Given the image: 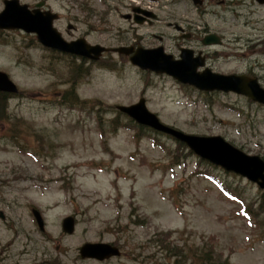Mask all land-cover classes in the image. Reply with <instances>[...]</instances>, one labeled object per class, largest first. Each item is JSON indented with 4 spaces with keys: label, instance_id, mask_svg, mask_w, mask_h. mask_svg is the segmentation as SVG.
Listing matches in <instances>:
<instances>
[{
    "label": "rangeland",
    "instance_id": "obj_1",
    "mask_svg": "<svg viewBox=\"0 0 264 264\" xmlns=\"http://www.w3.org/2000/svg\"><path fill=\"white\" fill-rule=\"evenodd\" d=\"M20 1L33 6L41 0ZM118 1L140 4L159 19L132 30L122 17L127 11L115 0H46L60 15L55 26L66 39L85 38L107 48L139 43L173 51L171 9L177 19L223 35L209 68L253 73L264 87V6L257 1L224 0L227 5L221 6L207 0L201 11L190 1L174 8L150 0ZM229 2L247 7L229 10ZM30 40L19 31L0 33V71L20 90L9 103V118L0 120V209L7 217L0 219V254L5 264H203L209 253V264H217L214 257L223 264H264V228L243 204L258 201L261 191L255 185L201 164L196 156L187 158L172 139L161 137L156 147L130 130L110 131L119 117L117 106L145 97L163 123L188 134L221 136L264 158L263 108L233 94L201 96L116 54L88 69L80 59L55 63L53 54L28 47ZM73 87L82 103L69 107L63 92ZM216 178L238 189L239 199ZM32 209L46 223L43 233ZM69 216L76 219L73 235L62 231ZM99 242L120 247L121 258L78 259L80 247Z\"/></svg>",
    "mask_w": 264,
    "mask_h": 264
},
{
    "label": "water",
    "instance_id": "obj_2",
    "mask_svg": "<svg viewBox=\"0 0 264 264\" xmlns=\"http://www.w3.org/2000/svg\"><path fill=\"white\" fill-rule=\"evenodd\" d=\"M259 2L264 4V0H259ZM5 5V11L0 15V28L22 29L27 33H35L38 40L46 47L93 60H98L102 53L106 51L104 47L89 45L84 40L72 43L65 42L53 28V21L57 18V15L50 12L44 14L40 11L31 13L26 6H19L18 0H6ZM40 6L42 5H38V7ZM145 14L148 17H154L151 13ZM142 21L137 22L142 23ZM115 51L125 55L132 54V64L142 70L170 75L179 82L191 85L201 91L235 92L249 97L254 102L264 104V88L261 87L257 79L247 76L214 74L210 69L199 73L197 69L203 63L193 59L191 55L186 53L181 55V60L176 61L172 56L166 55L162 48L156 50L139 48L134 50L133 48L121 47ZM0 91L17 92L16 86L4 73H0ZM117 109L140 125L173 136L178 141L185 143L201 158L223 167L228 172L247 177L264 189V161L260 157L246 155L221 137L186 135L164 125L155 114L148 110L145 99H141L132 106H118ZM34 214L42 229L43 222L39 213L34 211ZM63 228L66 232L72 233L74 220L72 218L66 219ZM81 255L84 258L102 260L111 256H119L120 252L117 248L107 244H86L81 249Z\"/></svg>",
    "mask_w": 264,
    "mask_h": 264
},
{
    "label": "flooded vegetation",
    "instance_id": "obj_3",
    "mask_svg": "<svg viewBox=\"0 0 264 264\" xmlns=\"http://www.w3.org/2000/svg\"><path fill=\"white\" fill-rule=\"evenodd\" d=\"M184 1H190L191 3H193L194 0H156L154 3L157 5H160L161 8H163V6H170L172 8H174L175 6H178L179 4L182 5V2ZM197 1H202L200 6H195L197 10L201 11V8L205 7L206 5V1L207 0H197ZM218 1L217 3L219 5H227L226 1L224 0H215ZM254 1V0H253ZM258 1V0H255ZM116 2H120V4L122 5V7L124 8V10L127 11V14L122 15L123 19L127 22H129L132 26V30H134L135 28H137V22L136 20H141V18H146L143 14L141 13H134L135 11V7L132 6L131 4H129V2L126 1H116ZM132 3V2H131ZM232 5H228L226 8L227 9H235V8H239V7H247V5H245V2H229ZM228 3V4H229ZM141 8V7H138ZM142 10L148 11L144 8H141ZM112 11H118V9L112 10ZM150 12V11H149ZM154 13V12H153ZM168 15L169 18L168 20H171L170 23H168V28L172 29L175 31V35L170 39L168 38L169 43L171 44L170 46L172 48H174L173 51L168 50V47H166V51L169 54H172L174 56H178V54H180V52L185 49V50H189L193 53V55L195 57H203L205 59L206 64L213 60L212 55L214 54H219L216 53L215 51H212L215 49V46H209L206 47L204 45V40L206 37L210 36V35H215L218 37V39H216V41H221L222 40V44L224 43V39H223V35L213 32L211 31L209 28H204V29H200L199 24L197 22L191 21V20H184V19H177V17L175 16L174 11H171V9L168 10ZM155 20H148L146 18V20L144 21V25L148 24V25H152L155 21H157L159 19V16L157 14H155ZM172 21H176V22H172ZM178 21V22H177ZM202 25V24H201ZM130 30V31H132ZM128 31V32H130ZM120 46V45H119ZM117 46V47H119ZM121 46H125L128 48H138L140 46L143 45H139L138 44H123ZM161 46V45H160ZM165 47V46H162ZM116 47H109L108 49H110V51L107 54H116L112 51V49H114ZM148 49H153V47H146ZM156 48V47H154ZM215 52V53H212ZM121 58H124V56L116 54ZM219 59V58H218ZM0 264H5V258L1 256L0 254ZM37 264V263H34Z\"/></svg>",
    "mask_w": 264,
    "mask_h": 264
},
{
    "label": "trees",
    "instance_id": "obj_4",
    "mask_svg": "<svg viewBox=\"0 0 264 264\" xmlns=\"http://www.w3.org/2000/svg\"><path fill=\"white\" fill-rule=\"evenodd\" d=\"M63 94H65V97H63L64 102L65 103H69L71 104V106H73V103L75 104H81L82 102H79L77 99V92L75 91V88H71L70 91L64 92ZM77 96V97H76ZM11 100V96L1 93L0 92V120H4V119H8L9 118V102ZM119 117L114 119L113 121H111V127H110V131L111 132H116L119 128H127L129 130H134L135 131V135L137 138H148L151 139L154 144L156 146L159 145V140L161 138V134H158L150 129L147 128H143V127H139L137 126L132 120L128 119L126 116L121 115L120 113L118 114ZM125 118V121L122 120V118ZM102 124H100L101 126ZM105 132V131H104ZM170 139V138H169ZM177 147L178 150H182V151H187L186 148L180 144L177 143ZM187 158L192 157V153L187 151ZM186 157V154H185ZM179 162V161H177ZM238 190V189H236ZM260 212L264 213V198L262 197L261 201H260ZM208 252V251H207ZM210 252V251H209ZM176 257V256H173ZM214 262L216 261L217 264H223V262L220 259H216L215 257L212 259ZM180 261H177V264H179ZM209 264L210 263V253L209 256L207 255V258L204 259L203 264ZM215 264V263H214ZM227 264V263H226Z\"/></svg>",
    "mask_w": 264,
    "mask_h": 264
}]
</instances>
